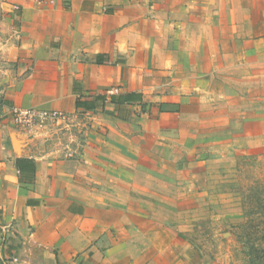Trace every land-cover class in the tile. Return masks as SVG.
Listing matches in <instances>:
<instances>
[{"label": "crops", "instance_id": "crops-1", "mask_svg": "<svg viewBox=\"0 0 264 264\" xmlns=\"http://www.w3.org/2000/svg\"><path fill=\"white\" fill-rule=\"evenodd\" d=\"M9 6L0 23V128L28 108L84 118L88 127L77 158L15 157L0 145V264H136L124 256L119 219L125 213L110 209L119 201L112 188L125 173L184 157L182 142L170 136L181 124L178 104L194 88L191 78L175 76V66L157 64L180 52L160 56L152 44L160 28L180 31L184 73L198 75L199 89L214 86L220 101L232 105L236 76L248 71L238 59L252 54L251 40H264V0H15ZM195 53L204 58L197 74ZM18 159L33 161L31 183L20 182ZM158 246H149V264H158Z\"/></svg>", "mask_w": 264, "mask_h": 264}, {"label": "rangeland", "instance_id": "rangeland-1", "mask_svg": "<svg viewBox=\"0 0 264 264\" xmlns=\"http://www.w3.org/2000/svg\"><path fill=\"white\" fill-rule=\"evenodd\" d=\"M13 1L0 0V23ZM160 30L163 34L152 44L156 53L180 54L160 57L157 64L175 66L178 79L194 81L190 99L178 104L181 124L170 136L182 142L184 157L166 167L125 173L121 186L112 188V198L119 201L110 209L118 206L125 213L119 219L128 244L124 256L149 264V246L157 244L158 264H264V40H251L246 50L252 54L238 59L248 71L236 76L238 98L226 105L214 86L199 89L198 75L184 73L181 32ZM197 55L192 56L196 74L204 61ZM75 120L6 123L0 145L15 157L77 158L88 125L84 118Z\"/></svg>", "mask_w": 264, "mask_h": 264}, {"label": "built area", "instance_id": "built-area-1", "mask_svg": "<svg viewBox=\"0 0 264 264\" xmlns=\"http://www.w3.org/2000/svg\"><path fill=\"white\" fill-rule=\"evenodd\" d=\"M68 116L54 111L42 110L37 108H28L15 111L12 115L10 124H16L17 126H27L33 123L44 124L46 122H63Z\"/></svg>", "mask_w": 264, "mask_h": 264}, {"label": "trees", "instance_id": "trees-1", "mask_svg": "<svg viewBox=\"0 0 264 264\" xmlns=\"http://www.w3.org/2000/svg\"><path fill=\"white\" fill-rule=\"evenodd\" d=\"M131 95H127L125 98H129ZM16 167L20 171V182L31 183L34 176V163L30 159H18L16 161ZM25 175V177H24Z\"/></svg>", "mask_w": 264, "mask_h": 264}]
</instances>
